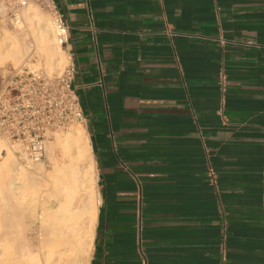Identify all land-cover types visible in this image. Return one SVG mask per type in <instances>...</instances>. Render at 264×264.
I'll return each instance as SVG.
<instances>
[{
    "label": "crops",
    "instance_id": "1",
    "mask_svg": "<svg viewBox=\"0 0 264 264\" xmlns=\"http://www.w3.org/2000/svg\"><path fill=\"white\" fill-rule=\"evenodd\" d=\"M54 2L101 199L90 264H264V0Z\"/></svg>",
    "mask_w": 264,
    "mask_h": 264
},
{
    "label": "bare ground",
    "instance_id": "2",
    "mask_svg": "<svg viewBox=\"0 0 264 264\" xmlns=\"http://www.w3.org/2000/svg\"><path fill=\"white\" fill-rule=\"evenodd\" d=\"M21 17L33 42L1 29L0 69L29 66L60 75L70 57L60 46L54 19L35 5ZM36 58L39 64L32 62ZM56 137L62 159L55 157L49 175L42 163H21L0 140V192L27 205L17 222H0V264H90L101 200L90 140L82 125Z\"/></svg>",
    "mask_w": 264,
    "mask_h": 264
},
{
    "label": "built area",
    "instance_id": "3",
    "mask_svg": "<svg viewBox=\"0 0 264 264\" xmlns=\"http://www.w3.org/2000/svg\"><path fill=\"white\" fill-rule=\"evenodd\" d=\"M29 5L53 17L58 41L64 50L70 30L54 0H0V19L18 25L22 10ZM76 74L71 60L60 75H47L29 66L7 69L0 85V136L13 145L21 163L43 162L48 143L55 134L84 126V113L74 87ZM226 79L221 74L222 89Z\"/></svg>",
    "mask_w": 264,
    "mask_h": 264
},
{
    "label": "rangeland",
    "instance_id": "4",
    "mask_svg": "<svg viewBox=\"0 0 264 264\" xmlns=\"http://www.w3.org/2000/svg\"><path fill=\"white\" fill-rule=\"evenodd\" d=\"M40 11L43 12L45 15L53 18L48 12L43 11L42 9H40ZM9 22H10V20L0 19V30L1 29H3V30L5 29V30L10 31L11 33H17V34L19 33V34H21L22 36L25 37L27 42H33V40L31 39V35L32 34H31L29 28L27 27V24H26L25 20H23V18H21L20 25H19V26H22V29L19 30L18 32H17V29H16L17 25L15 23H12V25H11V23H9ZM28 31H29V33H28ZM37 59L38 58H36L34 60L32 59L33 60L32 62L35 63V64H39L40 60L39 59L37 60ZM68 64L64 67V69L68 66ZM9 67H13V66L12 65H7V66L3 67L2 69H0V85L2 84V78L6 75L7 69ZM64 69H63V71H64ZM40 70H42V69H40ZM52 75H58V74L55 73V74H52ZM75 128H76V126L70 128L69 130H67L65 132L57 133V135L59 134V135L65 136L66 134H70L71 131L73 129H75ZM0 140L4 143V146H5L4 148L5 149H10L11 152H14L15 157L18 159V156L16 154V150L13 147V145L10 144L2 136H0ZM55 157L58 159L57 161L60 162L61 159H62L61 158L62 157V150L57 144V137L55 138V135H54L53 138L48 143L46 159L43 162H41L43 164V168H44V173H43L44 175H47V174L49 175V173L51 174L52 171L54 170L53 164H55V161H56ZM1 163H2V159L0 160V164ZM4 179H6V178L4 177ZM48 187H51V185L48 186ZM26 209H27L26 203H23L20 200H17V197H15L14 194L13 195H9L8 193H1L0 192V222H4V224H5V222L7 224H8V222L9 223L10 222H17V220L20 217V213L23 212Z\"/></svg>",
    "mask_w": 264,
    "mask_h": 264
}]
</instances>
